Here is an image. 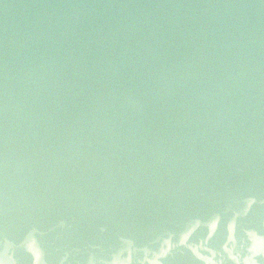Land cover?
<instances>
[{"label": "water", "instance_id": "water-1", "mask_svg": "<svg viewBox=\"0 0 264 264\" xmlns=\"http://www.w3.org/2000/svg\"><path fill=\"white\" fill-rule=\"evenodd\" d=\"M0 264H264V0H0Z\"/></svg>", "mask_w": 264, "mask_h": 264}]
</instances>
